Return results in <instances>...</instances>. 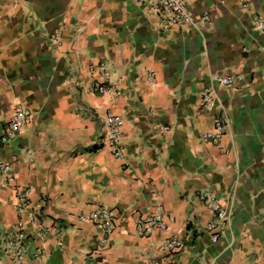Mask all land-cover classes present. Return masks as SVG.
Wrapping results in <instances>:
<instances>
[{"label": "crops", "instance_id": "obj_1", "mask_svg": "<svg viewBox=\"0 0 264 264\" xmlns=\"http://www.w3.org/2000/svg\"><path fill=\"white\" fill-rule=\"evenodd\" d=\"M189 10L211 23L166 27L130 0H0V160L14 179L0 186V242L18 221L16 186L31 189L46 230H27L22 264L167 262L172 237L185 242L177 264H264V33L252 24L264 0H190ZM100 64L109 79L91 73ZM232 75L245 80L216 82ZM95 81L114 93H94ZM206 92L214 103L202 111ZM19 104L31 119L4 146ZM108 113L123 118L124 160L100 145ZM217 119L221 139H204ZM205 191L228 216L215 244ZM158 203L167 230L139 236L136 219ZM100 207L122 214L103 249L81 220Z\"/></svg>", "mask_w": 264, "mask_h": 264}, {"label": "built area", "instance_id": "obj_2", "mask_svg": "<svg viewBox=\"0 0 264 264\" xmlns=\"http://www.w3.org/2000/svg\"><path fill=\"white\" fill-rule=\"evenodd\" d=\"M137 6L149 7L161 19L162 23L168 26H188L198 29L199 25L210 24V16L196 18L189 10L190 0H130ZM246 7V6H244ZM253 26L264 33V20L258 16L252 19ZM91 73L99 71L103 78L109 79L110 71L105 64H100L97 68L91 67ZM151 73V79L153 80ZM243 75L218 76L216 82L222 87H233L243 82ZM93 92L99 95L114 93L115 88L106 83L94 82ZM214 103L213 93L206 92L202 98L201 110H208ZM32 113L28 107L23 104L17 105L14 114L8 124L5 126L1 136V143L9 145L16 138L17 134L28 124ZM103 132L100 137V145L109 150L110 154L119 160L126 159L123 144V118L112 113H108L102 120ZM223 135V125L221 119L215 122V130L204 134L206 140H219ZM12 164L0 160V186L10 187L14 184L11 176ZM15 198L17 200L18 221L13 232L8 234L5 240L0 242V264L5 259L14 264H22L30 253V243L33 235L28 233L31 227H37L36 236L42 239L45 236V227L40 222L43 220V214L40 209L34 207L31 201V189L14 187ZM203 199L210 207L213 213V220L206 225L205 232L210 234L211 242L217 243L228 222L226 210L222 207L216 194L205 191ZM121 212L117 208L100 207L87 216H82L83 222H90L100 233L99 245L103 249L109 245L112 234L120 227ZM166 212L161 204L154 206L153 212L146 216H140L136 219V233L142 237H149L155 232L167 230ZM185 242L178 237H172L165 241L163 248L168 254V261H156L154 264H177V259L184 250Z\"/></svg>", "mask_w": 264, "mask_h": 264}]
</instances>
